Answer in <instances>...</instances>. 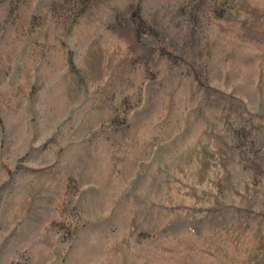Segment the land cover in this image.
<instances>
[{
    "label": "rangeland",
    "instance_id": "374dc122",
    "mask_svg": "<svg viewBox=\"0 0 264 264\" xmlns=\"http://www.w3.org/2000/svg\"><path fill=\"white\" fill-rule=\"evenodd\" d=\"M0 264H264V0H0Z\"/></svg>",
    "mask_w": 264,
    "mask_h": 264
}]
</instances>
